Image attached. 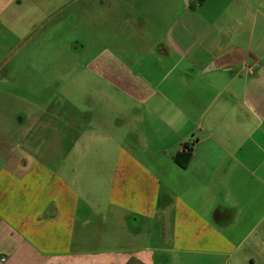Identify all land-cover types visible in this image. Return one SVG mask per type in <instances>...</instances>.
I'll list each match as a JSON object with an SVG mask.
<instances>
[{
  "label": "crops",
  "instance_id": "crops-1",
  "mask_svg": "<svg viewBox=\"0 0 264 264\" xmlns=\"http://www.w3.org/2000/svg\"><path fill=\"white\" fill-rule=\"evenodd\" d=\"M152 1L80 66L94 79L61 116L0 121V264H264V0H158L141 45ZM116 2L0 0V56L73 24L87 37ZM45 132L63 143L29 145Z\"/></svg>",
  "mask_w": 264,
  "mask_h": 264
},
{
  "label": "rangeland",
  "instance_id": "rangeland-1",
  "mask_svg": "<svg viewBox=\"0 0 264 264\" xmlns=\"http://www.w3.org/2000/svg\"><path fill=\"white\" fill-rule=\"evenodd\" d=\"M118 1L119 3L116 2L117 5L114 8H104L102 23L97 22V28L89 27L88 25L87 37H82L85 36L84 31L81 30L78 24H73L69 32L71 39H67L66 35L63 36L62 32L55 33L53 40L47 39L45 34L40 37L36 35L29 38L27 44L14 54L0 56L2 63H5L0 70V121L3 126L10 127L13 125V121L17 122L25 113L38 111L39 108L54 112L56 114L55 117L61 116V102L64 90L66 92L70 91L71 94H76L75 96H77L84 80L90 76L87 73L89 71H83L82 73L80 66L83 63L93 62L95 51L100 49V46L108 47L106 48L107 52H111L109 50L110 44L114 41L110 40L111 29H115L116 27L124 28L125 25L118 22L127 13L130 15L133 2H141V0H128L129 8H127L120 0ZM151 5L152 10H154V18H150L145 31L151 36L149 38L134 39L138 40L141 45H144L147 39L152 40L160 25L158 20V0L152 1ZM142 6L143 4H141ZM88 16L90 15L88 14ZM116 23L118 26L114 25ZM132 33L131 27L119 30V44L126 41L127 34L131 36ZM130 36L129 42L131 41ZM102 53L103 60L110 58L109 53H106V51L103 50ZM90 77L94 79L93 74ZM86 95L91 97L89 100H93V97H95L90 91ZM57 121L61 122V120ZM34 138L35 140L30 141L31 144L29 145L42 144L41 146L45 148L48 142L63 143L62 135H47L46 132ZM87 142L88 139H83L80 146H86L84 143ZM93 142V138L89 140V143ZM40 153L44 154L46 152L42 150ZM86 153L88 158H91V155H93L91 151H86ZM79 154L86 156L83 152L80 153L79 151L73 152L72 158L78 157ZM107 155V157H110L112 152H107ZM260 232L258 230L255 234H259ZM261 251L264 252V246L257 248L258 253H261ZM168 264H251V262L246 261L245 263L233 259L228 261L210 259V257H199L192 260L183 259L181 262H171Z\"/></svg>",
  "mask_w": 264,
  "mask_h": 264
},
{
  "label": "built area",
  "instance_id": "built-area-1",
  "mask_svg": "<svg viewBox=\"0 0 264 264\" xmlns=\"http://www.w3.org/2000/svg\"><path fill=\"white\" fill-rule=\"evenodd\" d=\"M6 261V258H2V262H5Z\"/></svg>",
  "mask_w": 264,
  "mask_h": 264
}]
</instances>
